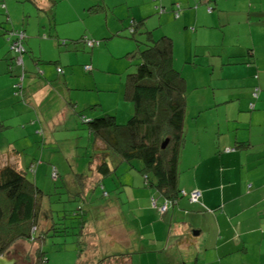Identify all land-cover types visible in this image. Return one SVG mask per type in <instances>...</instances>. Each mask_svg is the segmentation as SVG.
Here are the masks:
<instances>
[{
    "label": "crops",
    "instance_id": "crops-1",
    "mask_svg": "<svg viewBox=\"0 0 264 264\" xmlns=\"http://www.w3.org/2000/svg\"><path fill=\"white\" fill-rule=\"evenodd\" d=\"M8 2L5 9L0 6V166L10 162L19 167L20 143L36 141L45 130V116L38 105L34 109L36 118L25 124V116H33L32 108H26L14 94L19 71L13 62L7 31L24 30L26 53L33 52L35 47L31 46L32 37L27 36L29 19L27 23L23 19L24 27H17L10 18L12 12L18 16L21 11L30 10V6L19 4V8L17 3ZM169 2L172 7L175 3L180 5V13L175 17L171 13L173 8L168 14L162 13L161 36L172 38L169 28L176 25L184 32L183 39L197 46L205 35L203 46H224L221 54L229 65L222 68L227 93L219 94L215 104L207 107L213 121L199 122L202 108L191 115L188 125L185 117L178 187L185 191L199 190L201 196L197 203L180 196L166 212L160 213L157 206L162 196L146 185L135 166H123L122 174L116 172L105 178L95 173L88 181L95 187L101 184L103 192H108L107 208L128 212V226L119 225L123 232L120 235L119 231V235L124 241L138 245L129 264H264V0ZM139 4H153L155 8L153 0H140ZM195 4L197 8H192ZM144 19L135 26L144 24ZM221 31V42H213L212 38ZM150 35L153 37L154 33ZM227 37L229 45H225ZM40 43L52 46L48 40ZM40 56L43 57L42 53ZM45 61L52 62V57ZM24 64V87L33 83L36 89L52 86L59 92L65 90L63 84L70 76L65 70L58 73L56 68L57 81L62 79L63 84L55 86L46 64L33 63L28 57ZM35 64H40L37 72ZM31 95L38 103L35 90ZM212 95L216 98V92ZM68 96L73 98L71 93ZM40 117L41 130L37 126ZM87 118L91 119L88 115ZM135 165L138 168L140 164ZM151 196L156 197V206L152 205Z\"/></svg>",
    "mask_w": 264,
    "mask_h": 264
},
{
    "label": "rangeland",
    "instance_id": "rangeland-1",
    "mask_svg": "<svg viewBox=\"0 0 264 264\" xmlns=\"http://www.w3.org/2000/svg\"><path fill=\"white\" fill-rule=\"evenodd\" d=\"M3 1L6 4L8 1L17 3L19 8V4L30 6V10L21 11L18 16L14 12L10 15L13 23L19 25L17 27H24V20L27 23L29 19L27 36L32 37L31 46L35 50H29V54L25 52L24 61L28 57L33 63L46 64L55 86L63 84L62 79L57 81V66L65 70L67 76L70 75L63 84L65 90L60 92L52 86L36 89L33 83L24 87L22 101L26 108H32L33 116L29 118L26 115L23 121L31 123L36 118L34 109L39 105L45 116V130L40 132V117L37 120L40 135L36 141L20 143L19 167L26 170L29 180L48 194L45 203L53 208L56 221L61 215L71 214L73 218L61 221L74 226L81 218L87 222V235H76V228H69L63 235L47 234L43 239L36 238L33 243L17 240L8 250V256L20 261L23 255H27L30 261L26 263L22 260L21 264H33L34 252L38 249L47 258L43 264H98L100 258L110 253L133 254L138 245L124 241L120 236L123 232L119 229V225L128 226V212L107 208L106 200L109 199L102 195L101 184L95 187L91 181H86L88 177L85 180L81 178V175L95 174H92L89 163L95 152L94 137L84 121L90 119L87 115L93 118L109 113L116 117L117 123L123 124L133 115V104L123 98L126 76L140 62L138 51L146 47L147 31L154 33L153 39L160 37L164 27L162 13L168 14L172 8L180 9V5L175 3L172 7L169 0H153L155 8L153 4H139L140 0H34L40 7L37 10L33 0ZM92 5L100 6L90 8ZM161 8L164 11L161 12ZM171 13H174L173 9ZM135 18L137 22L145 19L144 24H138L132 34L130 25ZM169 32L174 40L173 65L187 83L186 125L190 124L191 115L199 108L203 109L199 122L213 121L214 116L209 114L211 109L207 107L215 104L219 94L227 93L222 76L223 66H229L221 54V47L224 46L206 48L203 46L205 35L199 39L197 46L192 45L183 39L184 32H180L176 25L170 27ZM42 40L52 42V46L42 45ZM86 40H95L98 46L90 48ZM212 40L220 43L222 31ZM229 44L227 37L225 45ZM49 57L55 62H46ZM40 64L34 65L36 72ZM84 65H90L92 70L86 71ZM15 68L19 71L18 66L15 65ZM77 84L83 87H77ZM67 86L70 89H66ZM32 90H35L38 103L31 97ZM213 91L216 98L212 95ZM70 93L73 98L68 96ZM204 96L211 97L201 101ZM82 117L86 119L83 121ZM133 164H139V161L134 160ZM127 165L129 163H122L113 174H122L123 166ZM53 170L58 173L56 176ZM131 234L132 240L133 231Z\"/></svg>",
    "mask_w": 264,
    "mask_h": 264
},
{
    "label": "trees",
    "instance_id": "trees-1",
    "mask_svg": "<svg viewBox=\"0 0 264 264\" xmlns=\"http://www.w3.org/2000/svg\"><path fill=\"white\" fill-rule=\"evenodd\" d=\"M32 2L36 3L34 0ZM0 6L6 8L3 2H0ZM94 6L100 5H92L90 8ZM211 9L207 7L208 11ZM179 10L173 8L175 17L178 16ZM48 20L51 23L49 16ZM136 22L131 20L132 34L135 32ZM13 29L17 28H10L6 34L9 46V32ZM147 33L146 47L138 51L140 62L127 74L124 83L123 98L133 104V115L123 124L117 123L116 117L109 113L86 121V117L82 119L94 137L95 152L89 161L92 174L97 173L101 178H105L113 174L124 162L135 166L144 176L146 185L156 189L162 196L161 204L157 207L165 201L168 202L163 211L166 212L180 196H186L192 203H197L200 197L192 201L190 192L194 189L186 191L185 194L183 189L178 187L179 154L185 142L187 84L185 77L173 65L174 41L166 35L153 39L150 32ZM94 46L98 45L93 44L90 48ZM9 48L13 53V62L19 68L17 79L19 73H23L25 77V45L21 65L16 63V54ZM87 66L89 68H86ZM57 68H60L58 73L63 72L61 67ZM84 68L91 70L90 65H85ZM23 89L24 84L21 92L17 93V89L14 91L20 100H23ZM254 91H258V88ZM249 106L252 108L253 103ZM76 112L82 116L79 111ZM134 160L139 161L138 168L133 164ZM56 173V170H53L55 176ZM91 176L81 175V178L85 180ZM46 195L48 196L35 182L27 178L25 169L10 162L0 166V255L9 253L8 250L17 240L33 243L36 238L43 239L47 234L63 235L69 228H76V235H87L85 218L79 219L77 226L61 221L73 218L71 214L61 215L60 220L56 221L53 208L50 209V205L45 203ZM102 195L108 197V192L104 190ZM150 199L152 205L156 206V197L151 196ZM34 253L33 264H43L47 261L44 252L36 249ZM131 254L110 253L100 258L98 264H118L123 261L129 264ZM22 260L26 263L30 261L27 255H23L21 262L18 260L15 264L23 263Z\"/></svg>",
    "mask_w": 264,
    "mask_h": 264
},
{
    "label": "built area",
    "instance_id": "built-area-1",
    "mask_svg": "<svg viewBox=\"0 0 264 264\" xmlns=\"http://www.w3.org/2000/svg\"><path fill=\"white\" fill-rule=\"evenodd\" d=\"M160 11L162 12L163 8H161ZM9 37H10V47L14 51V53L16 54V63L21 65L22 54L25 51L24 44H23V39L25 38V33L21 29H13L9 32ZM85 42L88 46H92L93 44L97 45V41H95V40H86ZM86 68H89V66H87ZM57 70H60V68H57ZM23 78H24L23 73H19L17 82L15 83L17 93L21 92L22 85H23ZM182 192L186 194V191L183 190ZM200 194L201 193L199 190H196V189L192 190L190 192V200H192V201L197 200L200 197ZM167 206H168V202L165 201L159 207L160 211L163 212L167 208Z\"/></svg>",
    "mask_w": 264,
    "mask_h": 264
},
{
    "label": "water",
    "instance_id": "water-1",
    "mask_svg": "<svg viewBox=\"0 0 264 264\" xmlns=\"http://www.w3.org/2000/svg\"><path fill=\"white\" fill-rule=\"evenodd\" d=\"M164 145L165 143L163 144V146ZM15 263H16V259L9 257L7 253L4 255H0V264H15Z\"/></svg>",
    "mask_w": 264,
    "mask_h": 264
}]
</instances>
